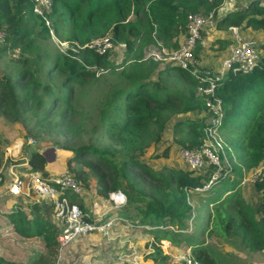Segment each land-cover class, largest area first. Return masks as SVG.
Listing matches in <instances>:
<instances>
[{
	"label": "trees",
	"instance_id": "16d2710c",
	"mask_svg": "<svg viewBox=\"0 0 264 264\" xmlns=\"http://www.w3.org/2000/svg\"><path fill=\"white\" fill-rule=\"evenodd\" d=\"M222 1L53 0L51 19L68 27L69 37L84 42L108 32L115 43L125 42L116 63L115 48L105 53L81 49L79 59L58 51L46 57L48 51L41 45L46 33L41 32L47 30L31 1L0 0V31L6 33L0 36V59L8 54L0 73V117L15 125L24 140L31 137L41 143L52 138V144L66 153L65 167L81 181L91 175L98 193L122 190L126 201L119 214L151 234L150 250L143 257L161 264L168 255L160 239L189 245L200 264H238L249 253L264 252V176L252 184L258 201L245 199L237 184L220 194L212 187L195 194L207 206L205 222L201 231H187L192 207L186 190L202 183L208 169L198 173L175 165L154 166L143 159L149 148L157 150L171 121L174 142L198 146L207 118L196 79L168 61L142 59L144 47L156 40L176 47L178 36L185 33L186 12H206ZM214 24L220 29L237 25L264 30V0H248L243 9L215 17ZM215 41L217 48L227 43L224 38ZM12 50L16 55L9 54ZM88 64L105 66L116 76H95L85 67ZM118 77L123 78L119 86ZM84 82L94 86V93L87 109H78L73 85ZM215 94L222 108L217 128L224 132L228 160H239L242 166L239 171L232 167L239 179L243 171L264 163V37L251 68L226 72L215 82ZM7 141L0 133V184ZM168 151L169 145L156 154L167 157ZM46 160L45 151L32 149L26 159L28 171L47 175ZM66 194L85 211L76 195ZM24 205L26 209L20 204L0 208V219L4 229L39 240L41 249L31 247L32 254L24 259L0 255V264H52L58 246L52 205L44 199ZM233 250L238 255L233 256Z\"/></svg>",
	"mask_w": 264,
	"mask_h": 264
},
{
	"label": "built area",
	"instance_id": "2783aa9c",
	"mask_svg": "<svg viewBox=\"0 0 264 264\" xmlns=\"http://www.w3.org/2000/svg\"><path fill=\"white\" fill-rule=\"evenodd\" d=\"M33 10L48 23V11L51 0H32ZM226 2H222L216 9L206 12L187 11L185 22V35L176 47L169 48L160 42L150 44L144 50L142 59L164 60L187 70L195 79L196 91L202 96L205 110L207 112L206 122L203 126L202 142L196 147L181 146L178 148L177 156L183 162L187 170L202 172L208 169V175L202 183L194 185L186 190L187 198L193 194L204 193L220 178L231 176V165L224 154V142L218 133V125L221 121L222 108L220 98L215 94V82L226 72H235L237 69L248 70L258 58L255 41L238 33L236 25H228L227 29L231 35L232 42L226 55L219 59L214 68L200 64L194 54L197 43L202 44L201 28L204 24L211 23L216 14H222ZM51 32V30H50ZM54 44L58 51L74 56L79 49L88 48L97 53H104L114 45L109 34L93 37L82 44L59 39L51 32ZM124 42H119L124 46ZM13 55L16 53L13 51ZM95 75L104 73L107 68L95 64L85 65ZM32 140V139H31ZM29 138V141H31ZM33 141V140H32ZM226 161V163L223 162ZM264 176V163L253 169L243 171L237 184L239 186L260 180ZM83 184L66 170L58 172L52 177H45L37 171H29L24 177L13 174L8 185V191L12 195L32 196L34 199H44L52 205L53 217L58 232L56 240L59 247L68 245L77 237L100 233L106 235L118 216L90 217L82 211L76 201H72L67 192L80 195ZM107 199L114 208L125 202V194L117 189L107 192ZM178 253L179 264H200L190 252L187 246Z\"/></svg>",
	"mask_w": 264,
	"mask_h": 264
},
{
	"label": "rangeland",
	"instance_id": "374dc122",
	"mask_svg": "<svg viewBox=\"0 0 264 264\" xmlns=\"http://www.w3.org/2000/svg\"><path fill=\"white\" fill-rule=\"evenodd\" d=\"M244 3L239 4L237 3L236 6L237 10H241L245 7L246 2L248 0H243ZM53 4V0H51ZM234 7V6H232ZM49 18V25L47 26L43 20V24H40L45 27L46 32H41V34L44 35L46 33V37L41 41V45L47 49L48 54L46 57H52L53 55L57 54V50L55 48L53 39L51 37V34L49 32L50 30L53 32L54 35L63 37V38H69V35L67 33L68 27L61 26L59 23H56L51 19V16H48ZM41 20V21H42ZM61 26V27H60ZM203 28V27H202ZM248 30L243 29L242 27L238 26V33L242 34V36L246 38L254 39L256 43V50H258V43L261 39L264 37V30L261 29H250L246 28ZM0 31V35L2 34ZM60 32H63V34H60ZM203 32V31H202ZM5 31L3 32V35H5ZM59 34V35H58ZM179 39V37H178ZM4 38H0V43H4ZM162 43V42H160ZM148 45L144 47V50L146 49ZM210 42H206L205 44H199L195 50V54L199 59L201 56L199 55L201 52L205 51L207 48L210 47ZM13 51V50H12ZM12 51L9 52L10 55H13ZM146 51V50H145ZM16 53V50H14ZM123 48L122 46L115 44V51L113 53V59L114 62H118L120 57L122 56ZM204 53V52H203ZM208 53H205V56H207ZM67 57H73L78 58L77 56H69L65 55ZM3 58L0 59V73L4 69V62L5 58L7 56H2ZM214 57V56H213ZM217 57H214L212 59V64L216 60ZM161 63L164 62V60H159ZM203 64V63H202ZM69 65V64H68ZM209 66V65H208ZM211 67V66H209ZM214 68V67H211ZM107 76L109 79H114L116 74H109V71H105L102 74H99L97 76ZM123 78H116L117 84L121 83ZM73 91H74V106L76 108H80L83 106L85 109H87V104H89V101L91 102L92 95L94 93V86L88 82H84L82 85H73ZM117 103L120 104V102L117 100ZM171 125L172 121L169 122L164 130L163 137L161 141L158 143L157 150H161L164 146L169 145V151L168 156H164L161 153L158 152L156 154L155 148H149L147 151V154L143 156V159H145L147 162L154 166H159L161 164H167V165H175L181 168H186L183 162L178 158L177 152L178 148L180 147L178 143L174 142L171 135ZM16 126L10 124L9 122H6L4 119L0 117V133L2 135L4 134L7 138L6 145L4 144V151L3 156L5 155L6 161L3 164L2 167V174H3V181L0 184V208H7L10 209V207H13V205L20 204L21 206H24L25 208V201H27V198L22 195H11L8 191V184L11 179V174L15 173L20 175L21 177H24L26 175L25 172L28 171L27 165L24 162L26 159V143L22 138V135L20 132L16 131ZM221 135L223 130H220ZM19 139L20 143L18 146V149L16 151L13 150L12 145ZM37 145L41 146L46 153L52 157L55 158L54 160H58V167L65 168V165L63 163V159L61 154L59 155V151L57 147H55L52 144V138H44L42 139L41 143H37ZM236 150V149H235ZM239 152L238 150H236ZM230 152L232 150L230 149ZM61 153V152H60ZM226 149H224V154L229 162V164L233 167H235L236 171H239L241 168V165L239 163V160H234L232 163L227 158ZM158 155V156H154ZM224 163H226L225 160H223ZM54 165V162H53ZM261 164L255 166L258 167ZM253 167V168H255ZM45 168L48 171L47 174H52V170L50 168L49 163L46 161ZM251 168V169H253ZM68 170V169H67ZM250 170V169H249ZM70 171V170H68ZM56 172V171H55ZM71 172V171H70ZM231 176L230 178H224L220 179L216 183L212 185V188L214 193H221L225 188L229 189L232 186H234L237 183L238 177ZM82 179V178H81ZM83 183V190L80 195H76L75 199L78 198L82 201V206L85 208V212L88 213L90 217H103V215L106 214L109 209L111 210H117L119 209H113L108 208L109 202L106 198L105 194H100L95 189V182L94 178L91 175L86 176L84 179H82ZM241 194L245 199H249L252 202L253 200L258 201V192H256L253 189L252 183H246L245 185L240 186ZM225 197V196H223ZM30 199V198H28ZM31 200V199H30ZM191 202L193 204V216L191 223H186V226L188 228H197V231H201V229L204 226L205 222V214L207 206L204 202H200V198L195 199V197H191ZM126 206V205H125ZM122 208V207H120ZM109 214V215H113ZM121 218H124L125 221H119L114 222L112 227L109 229L108 233L106 235H102L100 233H90L86 234L80 237H77L73 241H71L68 245L64 247L57 246V251L55 254V258L52 262V264H161L158 262H153L149 258H144V253H147L150 250V241H152V236L147 231H144L142 227H140L136 221H131L130 219H127L123 216ZM6 224H4V221L0 219V255L7 259H24L27 257L28 254H32L30 249L31 247L34 248H40V241L36 240L34 238H22L18 234L10 231L9 229H4ZM160 247L163 250L164 253L168 255V258L166 261H164L162 264H179L177 255L181 251H183L184 247L181 245H172L170 244L166 239H160L159 241ZM41 249V248H40ZM233 256L238 255L239 252L236 250H233ZM237 260V259H236ZM238 264H264V252H254L249 253L247 256L243 259H238Z\"/></svg>",
	"mask_w": 264,
	"mask_h": 264
},
{
	"label": "crops",
	"instance_id": "0c3cea01",
	"mask_svg": "<svg viewBox=\"0 0 264 264\" xmlns=\"http://www.w3.org/2000/svg\"><path fill=\"white\" fill-rule=\"evenodd\" d=\"M225 2H226V5H225V9L223 10V13L227 12V11H231V10H237V7H238V6H236L237 3H239V4L244 3L243 0H226ZM232 6H234V7H232ZM245 30H248V29H245ZM202 31H203L201 33V35L203 37V43L202 44H205V40H206V42H210V46H209L210 48L209 49L207 48L205 51H203L204 53L201 52L199 54L201 56V58L199 59V57H198V60H199L200 63H203L204 65H209L211 67H216L218 65L219 59L221 57H223L224 55H226V53L228 51L229 45L232 42L231 35H230L229 30L227 28L226 29L217 28L215 26V24H214V21H212L211 23L205 24L203 26V28H202ZM178 37H179V39H178V42H179L180 39L183 37V35H179ZM217 38L227 39V43L223 47L217 48L218 42L215 41ZM150 44H152V43H150ZM150 44H148V46ZM205 53H208V55L205 56ZM213 56L217 57V58L213 62V65H211L212 64V59L214 58ZM19 142H20L19 139H17V141L12 145L11 148H13L14 151L17 150ZM40 149L43 150L42 147ZM60 154L62 156V159H63L62 161L64 163V158H65V154L66 153H62V152L60 153V151H59V155ZM46 155H47V160L46 161L49 163L50 168L53 169L52 170L53 173L50 174V175H53L54 173H57V172H59V171H61L63 169H66V167L65 168H61V169L58 167L57 163H58L59 158H57L58 160H54L55 158L50 157L47 153H46ZM4 157H5V155H4ZM53 162H54V165H53ZM194 197H195V199H198L196 195ZM200 200H202V199H200ZM108 202H109V207L108 208H113V206L111 205L109 200H108ZM120 210L121 209H119V211ZM119 211L112 210V209L110 210L109 209V211L106 212L105 216L109 215V214H112V213H116V214H113V215H118ZM119 216L121 217L120 214H119ZM119 221H125V219L121 218ZM119 221H115V223L119 222Z\"/></svg>",
	"mask_w": 264,
	"mask_h": 264
},
{
	"label": "clouds",
	"instance_id": "9594fccd",
	"mask_svg": "<svg viewBox=\"0 0 264 264\" xmlns=\"http://www.w3.org/2000/svg\"><path fill=\"white\" fill-rule=\"evenodd\" d=\"M31 1V9H32V11L34 12V13H36L34 10H33V1L32 0H30ZM224 1H226V0H223L222 2H224ZM221 2V3H222ZM220 3V4H221ZM217 8V7H216ZM215 8V9H216ZM51 9H52V2H51V6H50V10L48 11V14H47V17L48 16H50V12H51ZM231 11H233V10H231ZM228 12V11H227ZM224 13H226V12H224ZM224 13H222V14H216V15H214V17H213V21L215 20V17L217 18V17H220L221 15H223ZM37 15H39L38 13H36ZM40 16V15H39ZM41 17V16H40ZM42 18V17H41ZM43 19V18H42ZM44 20V19H43ZM44 22H45V20H44ZM45 24L48 26L49 25V18H48V23H46L45 22ZM205 25V24H204ZM203 25V26H204ZM202 26V27H203ZM237 26V25H236ZM238 27V26H237ZM49 32H50V28H49ZM52 32V31H51ZM51 32H50V34H51ZM2 34L0 35V36H3V32H1ZM201 33H202V28H201ZM52 34H53V32H52ZM105 34H109L110 35V33H108V32H106V33H104V34H102V35H105ZM54 35V34H53ZM184 35H185V33L183 34V37H184ZM55 37H57V38H59V39H66V40H69V41H71V42H76V43H79V44H82V43H84V42H78V41H76L75 39H73V38H71V37H69V38H63V37H59V36H56V35H54ZM99 36H101V35H99ZM111 36V35H110ZM202 36V35H201ZM51 37H52V35H51ZM97 37V36H96ZM182 37V38H183ZM93 38V37H92ZM112 38V37H111ZM181 38V39H182ZM203 38V37H202ZM53 39V38H52ZM91 39V38H90ZM181 39H180V41H181ZM89 40V39H88ZM87 40V41H88ZM112 40H113V38H112ZM161 42V41H159V40H156V42ZM179 41V42H180ZM54 42V41H53ZM119 42H121V41H119ZM119 42H118V45H119ZM155 42V43H156ZM179 42H177V44L179 43ZM113 43H114V45H113V47L112 48H115V44H117V43H115L114 42V40H113ZM125 43V42H124ZM152 44H154V43H152ZM162 44V43H161ZM197 44H200V43H197ZM197 44H196V46H197ZM55 45V44H54ZM125 45V44H124ZM163 45V44H162ZM255 45H256V43H255ZM165 46V45H164ZM196 46H195V48H196ZM124 47V46H123ZM122 47V48H123ZM55 48H56V46H55ZM111 48V49H112ZM147 48V47H146ZM169 48H171V47H169ZM173 48V47H172ZM195 48H194V50H195ZM255 48H256V46H255ZM82 49H88V48H82ZM56 50L58 51V49L56 48ZM81 49H79L78 50V52L80 51ZM89 50H92V49H89ZM110 50V49H109ZM258 51V50H257ZM59 53H61L60 51H58ZM78 52L77 53H75V55L74 56H77L78 55ZM95 52V51H94ZM107 52V51H106ZM105 53V52H104ZM62 55H68V54H64V53H61ZM195 54V53H194ZM69 56H71V55H69ZM197 56V55H196ZM198 58V57H197ZM120 60V59H119ZM200 64H202V63H200ZM204 65V64H203ZM206 66H208V65H206ZM86 67V66H85ZM105 67V66H104ZM107 68V67H106ZM181 68V67H180ZM111 69H108L107 68V71H110ZM102 74V73H101ZM95 75V74H94ZM99 75V74H98ZM95 76H97V75H95ZM193 77V76H192ZM197 92V91H196ZM198 93V92H197ZM202 131H203V128H202ZM218 133H219V135L221 136V138H222V140H223V142H224V149H226V144H225V141H224V139H223V137H222V135H221V133L218 131ZM29 138H30V140L32 139L31 137H27L25 140H24V138H23V140L24 141H26L25 143H28L29 145H30V143H33V145H34V147L32 148V149H40L41 148V146H39V145H37V141H35L34 139H32L31 141H29ZM20 143V142H19ZM38 144H39V142H38ZM19 146V145H18ZM38 146V147H37ZM181 147V146H180ZM30 148H31V146H30ZM29 148V149H30ZM18 149V148H17ZM29 149H27V151L29 150ZM27 151L25 152V153H27ZM32 151V150H31ZM4 158H6V157H4ZM28 157H27V154H26V158L25 159H27ZM25 163H26V160L24 161ZM242 167V166H241ZM231 168H232V166H231ZM186 169V168H185ZM63 170H66L67 172H69V173H71L70 171H68L67 170V168L66 169H63ZM63 170H61V171H63ZM32 171H34V170H32ZM247 171V170H246ZM29 171H27V172H25V173H28ZM38 172V171H37ZM60 172V171H59ZM40 173V172H39ZM58 173V172H57ZM57 173H54L53 175H56ZM10 176L12 177V175L13 174H15V173H12V172H10ZM41 174V173H40ZM72 174V173H71ZM42 175V174H41ZM53 175H50V174H47V175H43V176H45V177H52ZM73 175V174H72ZM233 175V170L231 171V176ZM241 175H242V173H241ZM74 176V175H73ZM230 176V177H231ZM75 177V176H74ZM230 177H224V178H230ZM241 177V176H240ZM224 178H220V179H224ZM219 179V180H220ZM240 179V178H239ZM238 179V180H239ZM11 180V179H10ZM79 180V179H78ZM218 180V181H219ZM81 181V180H80ZM82 182V181H81ZM238 182V181H237ZM10 183V182H9ZM216 183V182H215ZM83 184V183H82ZM237 184V183H236ZM9 185V184H8ZM238 185V184H237ZM212 187V186H211ZM210 187V188H211ZM115 190H117V189H115ZM120 190V189H119ZM109 191H111V190H109ZM122 191V190H121ZM209 191V190H208ZM123 192V191H122ZM206 192V191H205ZM226 192H228V191H226ZM124 193V192H123ZM10 194V193H9ZM125 194V193H124ZM12 195V194H11ZM193 195H195V194H193ZM193 195H191L190 196V199H191V197H193ZM26 197V196H25ZM27 198V200H37V199H34V197H32V196H28V197H26ZM28 198H30V199H28ZM106 198H107V194H106ZM39 200V199H38ZM125 201H126V195H125ZM190 203H191V207H192V211H191V217L188 219V221H187V223H191V220H192V216H193V204H192V202H191V200H190ZM125 204V202L123 203V204H121L119 207H117L118 209H121L120 207H122L123 205ZM81 208V207H80ZM114 208V207H113ZM117 208H114V209H117ZM114 214H116V213H114ZM105 215H103V217H104ZM106 216H112V215H106ZM114 216H118L119 218H118V220H115V221H119L120 219H121V217L119 216V214L118 215H114ZM114 221V222H115ZM114 224V223H113ZM192 224V223H191ZM192 228H193V226H192ZM191 228H188L187 226H186V230L187 231H189ZM169 242V241H168ZM189 248H190V246L189 245H187ZM187 246H184V245H182V247H187ZM190 252H191V250H190ZM192 253V252H191ZM195 257V256H194Z\"/></svg>",
	"mask_w": 264,
	"mask_h": 264
},
{
	"label": "water",
	"instance_id": "95a60500",
	"mask_svg": "<svg viewBox=\"0 0 264 264\" xmlns=\"http://www.w3.org/2000/svg\"><path fill=\"white\" fill-rule=\"evenodd\" d=\"M30 146H31V148L26 153L27 154V157H29L31 155V150L34 147L33 143H30Z\"/></svg>",
	"mask_w": 264,
	"mask_h": 264
}]
</instances>
